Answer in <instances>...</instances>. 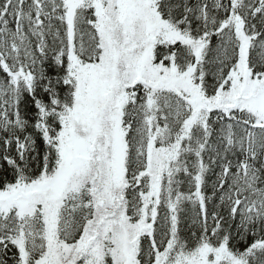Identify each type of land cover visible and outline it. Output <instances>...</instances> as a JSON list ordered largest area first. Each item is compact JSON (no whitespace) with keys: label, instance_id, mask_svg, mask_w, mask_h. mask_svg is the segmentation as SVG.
Returning a JSON list of instances; mask_svg holds the SVG:
<instances>
[{"label":"snow or ice","instance_id":"1","mask_svg":"<svg viewBox=\"0 0 264 264\" xmlns=\"http://www.w3.org/2000/svg\"><path fill=\"white\" fill-rule=\"evenodd\" d=\"M0 264H264V0H0Z\"/></svg>","mask_w":264,"mask_h":264}]
</instances>
